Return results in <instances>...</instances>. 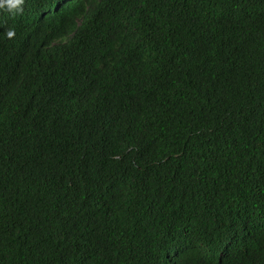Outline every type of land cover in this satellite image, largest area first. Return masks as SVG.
Segmentation results:
<instances>
[{
    "label": "trees",
    "instance_id": "16d2710c",
    "mask_svg": "<svg viewBox=\"0 0 264 264\" xmlns=\"http://www.w3.org/2000/svg\"><path fill=\"white\" fill-rule=\"evenodd\" d=\"M62 1L0 11V264H264V0Z\"/></svg>",
    "mask_w": 264,
    "mask_h": 264
},
{
    "label": "clouds",
    "instance_id": "9594fccd",
    "mask_svg": "<svg viewBox=\"0 0 264 264\" xmlns=\"http://www.w3.org/2000/svg\"><path fill=\"white\" fill-rule=\"evenodd\" d=\"M24 4L25 0H0V11L5 10L12 16H16L23 13ZM65 4L66 3L62 0H38V5L41 11L39 14L41 16H55L57 13L65 9ZM26 22L27 21H24L21 24V28H24ZM5 35L7 38L11 39L15 36V31L8 30Z\"/></svg>",
    "mask_w": 264,
    "mask_h": 264
}]
</instances>
